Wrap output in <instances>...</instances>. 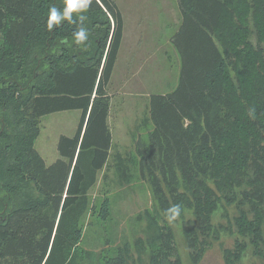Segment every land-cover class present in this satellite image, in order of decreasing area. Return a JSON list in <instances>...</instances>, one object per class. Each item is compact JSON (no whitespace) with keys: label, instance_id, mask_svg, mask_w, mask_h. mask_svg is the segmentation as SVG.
I'll return each mask as SVG.
<instances>
[{"label":"trees","instance_id":"trees-1","mask_svg":"<svg viewBox=\"0 0 264 264\" xmlns=\"http://www.w3.org/2000/svg\"><path fill=\"white\" fill-rule=\"evenodd\" d=\"M177 4L178 84L150 96L153 128L147 143L134 146L157 203L154 214L145 211L148 232L134 242L136 262L182 264L171 226L160 222L178 204L198 264L226 230L212 223L223 199L237 207L229 223L241 237L224 250V263L243 264L250 249L264 264V0ZM52 6L63 9L64 0H0V264H134L128 241L103 255L83 249L80 222L112 147L107 88L123 18L114 0H92L83 13L88 40L77 45V25L47 28ZM62 110L80 117L74 135H60L59 158L48 165L35 139L41 117ZM116 167L128 182L125 161ZM109 202L98 211L104 220ZM186 210L193 218H184Z\"/></svg>","mask_w":264,"mask_h":264},{"label":"rangeland","instance_id":"rangeland-1","mask_svg":"<svg viewBox=\"0 0 264 264\" xmlns=\"http://www.w3.org/2000/svg\"><path fill=\"white\" fill-rule=\"evenodd\" d=\"M123 18L120 48L113 68L108 93L111 96L109 127L112 135L107 166L97 173L95 185L88 191V210L81 217L82 248L103 255L106 249L115 250L125 241L131 245L136 262L134 242L147 236L148 221L145 211L154 214L157 203L149 182L140 175L139 158L135 153L137 139L147 143L152 130L149 101L153 94H164L175 89L180 73V56L172 37L181 24L177 0H114ZM78 110H62L41 117L40 132L34 147L50 165L59 158L57 143L60 135L70 136L79 120ZM124 160L132 172L128 182L116 170L117 160ZM106 175V176H105ZM108 198L110 216L104 220L98 214L101 203ZM91 207L95 209L91 210ZM234 203L220 200L212 213L214 226L223 225L198 264H225L224 250L233 248L241 239L229 220L237 214ZM184 218H193L185 211ZM161 223L171 226L177 252L182 264H193L182 232V216L172 222L161 214ZM232 224V223H231ZM229 229H228V228ZM224 229V228H223ZM231 230V231H230ZM109 239V244L107 240ZM147 262V253L140 255ZM243 264H263L247 249Z\"/></svg>","mask_w":264,"mask_h":264},{"label":"clouds","instance_id":"clouds-1","mask_svg":"<svg viewBox=\"0 0 264 264\" xmlns=\"http://www.w3.org/2000/svg\"><path fill=\"white\" fill-rule=\"evenodd\" d=\"M92 0H64L63 9H59L56 6H52L47 13V28L52 30L54 27L61 25L62 21H67L70 25H77L78 30L73 32L75 42L77 45L84 44L88 40V31L83 27V22L86 17L83 13L87 12ZM73 13L80 14L78 19H73ZM168 221H175L180 215V205L174 204L169 208Z\"/></svg>","mask_w":264,"mask_h":264},{"label":"crops","instance_id":"crops-1","mask_svg":"<svg viewBox=\"0 0 264 264\" xmlns=\"http://www.w3.org/2000/svg\"><path fill=\"white\" fill-rule=\"evenodd\" d=\"M78 111H79V116H80V110H78ZM108 123H109V121H108ZM76 128H77V126H76ZM76 128H75V131H76ZM75 131L73 132L72 135H74ZM62 135H64V134H62ZM72 135H70V136H72Z\"/></svg>","mask_w":264,"mask_h":264},{"label":"bare ground","instance_id":"bare-ground-1","mask_svg":"<svg viewBox=\"0 0 264 264\" xmlns=\"http://www.w3.org/2000/svg\"><path fill=\"white\" fill-rule=\"evenodd\" d=\"M240 2V1H239ZM244 2V1H243ZM242 3V2H241ZM240 4V3H239ZM236 5V4H235Z\"/></svg>","mask_w":264,"mask_h":264}]
</instances>
